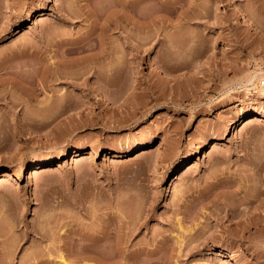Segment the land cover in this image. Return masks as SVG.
Wrapping results in <instances>:
<instances>
[{
  "label": "rangeland",
  "instance_id": "1",
  "mask_svg": "<svg viewBox=\"0 0 264 264\" xmlns=\"http://www.w3.org/2000/svg\"><path fill=\"white\" fill-rule=\"evenodd\" d=\"M100 52L125 55L116 86L82 67ZM19 165L0 264H264V0H0V172Z\"/></svg>",
  "mask_w": 264,
  "mask_h": 264
},
{
  "label": "bare ground",
  "instance_id": "2",
  "mask_svg": "<svg viewBox=\"0 0 264 264\" xmlns=\"http://www.w3.org/2000/svg\"><path fill=\"white\" fill-rule=\"evenodd\" d=\"M47 1H50L51 2V0H47ZM132 5V4H131ZM130 5V6H131ZM135 5L133 4L130 8L133 10V8H135L134 7ZM127 7H129V6H127ZM136 8H137V6H136ZM130 9V10H131ZM130 10H129V12H130ZM134 10H136V9H134ZM149 10V9H148ZM133 12V11H132ZM150 12V11H149ZM114 13H116V12H114ZM114 13H113V15H114ZM152 13V12H151ZM42 14V11H40V10H35L33 13H31V15H30V17H28V18H26L27 20L25 21L28 25H29V23L31 22V17L33 16V18H35V17H38V16H40ZM111 16L110 17H104V19H105V21L103 20V26H105V27H108L112 22H113V24L114 25H120L119 24V22H118V18H117V14H115L114 16H112V13L110 14ZM129 15L130 16H132V14H128V16L126 15V18L127 19H125V20H127V21H129V22H132V24H135V23H137V20H134V17H129ZM134 15V14H133ZM149 15V14H148ZM109 16V15H108ZM113 17V18H112ZM115 17V18H114ZM146 17V16H145ZM112 18V19H111ZM130 19V20H129ZM132 19V20H131ZM152 19V18H151ZM150 19V20H151ZM98 20V19H97ZM96 22V21H95ZM149 22V21H148ZM243 22H247V20L245 19V18H243ZM150 23V22H149ZM151 23L152 24H154L153 22H152V20H151ZM146 24H147V26H146ZM146 24H145V27H147L148 28V30L152 27L151 25L152 24H148L147 22H146ZM101 25H102V23H101ZM103 26H101V28L103 27ZM142 26H144V24H142ZM151 30V29H150ZM148 32V31H147ZM102 35H103V33L101 34V38H102ZM133 37H135V39H136V35L135 36H133ZM139 38H137V40H138ZM165 42V41H164ZM163 42V43H164ZM79 47V46H78ZM78 47L76 48V50L77 51H80V50H78ZM84 47V46H83ZM82 46L79 48V49H81V50H83L84 48H83ZM89 47V46H88ZM75 51V50H74ZM70 52H71V50H70ZM69 52V53H70ZM72 52H73V50H72ZM116 52V51H115ZM118 52V51H117ZM113 56V57H112ZM111 57H110V59H107V57H104V55L102 54V52H100V53H98L97 55H93L92 57L90 56V58H88V59H86L84 62H82V64L80 63V62H78L80 65H82V67H83V69H85V71L86 72H89V71H91V70H93V72H94V74L96 75V79H97V81L99 82V84L101 83V84H103L104 86L105 85H112V84H114V85H112V86H116L115 84H116V78H118V75H119V73L120 72H122L121 71V69H120V67H122V66H120L121 65V62H123V59H124V56L125 55H123L122 56V54H121V56H120V53H116L115 55L113 54ZM165 60V62H166V59H164ZM73 61V60H72ZM75 61V60H74ZM82 61V60H81ZM162 62H164L163 60H161ZM69 62V61H68ZM76 62H77V60H76ZM164 62V63H165ZM74 63V62H73ZM164 63H161V64H164ZM167 63H168V61H167ZM183 63V62H182ZM73 65V64H72ZM78 65V64H77ZM177 65V64H176ZM183 65V64H182ZM181 65V66H182ZM164 66H166V63H165V65ZM168 66V65H167ZM180 66V65H179ZM162 68V70H163V72H165L164 70H165V68H163V67H161ZM120 77V76H119ZM128 78H131V77H128ZM18 79V78H17ZM20 79H21V77H20ZM131 80V81H130ZM135 80V79H134ZM128 81V83L130 84L133 80H132V78L131 79H128L127 80ZM137 81V80H136ZM118 83H119V81H118ZM127 83V84H128ZM21 84V83H20ZM102 85V86H103ZM118 86V85H117ZM119 92V91H118ZM261 114V112H259V111H256V112H254L253 113V115H251L252 117H255L256 118V116H258V115H260ZM248 116H250V114L248 113V112H244V113H240V116H239V118H238V120L237 121H230V123H229V125L228 126H226L225 128H224V130H223V135L224 136H228L229 135V133L231 132V131H234V130H236L239 126H241L240 127V129L239 130H241L243 127H244V124H243V122H244V120L246 119V118H248ZM257 119V118H256ZM233 126V127H232ZM237 131V130H236ZM223 137V136H222ZM214 148H215V145L214 144H211V146H210V150H209V153L210 152H212L213 150H214ZM145 150V147L143 146V145H141L140 147H138V149H137V151H134V152H141V153H139L138 154V156L139 155H141V154H144V153H146V151H144ZM170 151H172V150H170ZM114 152V151H113ZM113 152H110V153H108V154H112L113 156H116L115 155V152L113 153ZM66 154V151L64 150V151H62L61 153H60V155L61 156H63L64 157V155ZM200 153L198 152V150L196 149V150H194L193 151V153L190 155V157L188 158V159H186V160H184V159H179L177 162H176V165H175V167L173 168V172H172V174L169 176V180H170V184L171 185H175V183L178 181V180H180L182 177H183V173H184V171H185V169L186 170H189L190 168H192L193 166H194V159H195V157L197 156V155H199ZM78 156H80V152L78 151V150H75L74 151V155H73V157H72V161H77L78 159ZM55 164H57V165H55ZM52 166H57L58 168H61V166H63L62 165V162L60 161H58L57 163H54V162H41V163H39V164H36L35 166H33L31 169H30V174H36V175H39V174H42V173H45V172H47ZM24 174V169H23V167L21 166V165H19V166H12V167H9V169H7V170H3V171H1L0 172V177H13V178H15V179H17V178H19L21 175H23ZM173 192H175V189L173 188ZM248 202V201H247ZM250 202V201H249ZM261 202V201H260ZM261 205V204H260ZM259 205V206H260ZM256 207V206H255ZM257 208V207H256ZM255 208V209H256ZM253 214V213H252ZM255 214V213H254ZM258 214V213H257ZM257 214H255V215H257ZM261 217V215H258V217H257V220H258V218H260ZM262 216H264V215H262ZM251 217V220H253V218H254V215L253 216H250ZM253 217V218H252ZM249 219V218H248ZM254 220H256V219H254ZM256 220V221H257ZM260 220V219H259ZM259 220H258V223H260L259 222ZM261 221V220H260ZM254 223V221H251V223ZM262 222H264V221H262ZM257 223V224H258ZM178 224H180V222L178 223ZM256 224V222L254 223V225ZM249 226V225H248ZM246 227V226H245ZM254 227V226H253ZM247 228V227H246ZM182 229V228H181ZM184 231V230H183ZM185 232H186V230H185ZM89 239V238H88ZM87 239V237H86V240L85 241H97V240H95V238L93 239V238H91L90 240H88ZM99 241V240H98ZM93 244H95V242L93 243ZM97 244V243H96ZM218 254H222V252H219ZM101 258H104V257H101ZM60 259H61V264H72V263H70V262H67V261H65L64 259H63V256L62 255H60ZM105 259V258H104ZM99 261H101V259H99ZM104 261V260H103ZM193 264H204V263H201V262H194ZM222 264H225L224 262L222 263Z\"/></svg>",
  "mask_w": 264,
  "mask_h": 264
}]
</instances>
